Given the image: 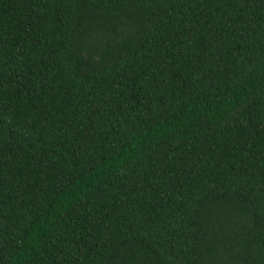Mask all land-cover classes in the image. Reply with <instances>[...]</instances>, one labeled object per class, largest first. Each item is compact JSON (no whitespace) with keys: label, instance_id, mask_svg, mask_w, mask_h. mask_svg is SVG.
Returning a JSON list of instances; mask_svg holds the SVG:
<instances>
[{"label":"trees","instance_id":"16d2710c","mask_svg":"<svg viewBox=\"0 0 264 264\" xmlns=\"http://www.w3.org/2000/svg\"><path fill=\"white\" fill-rule=\"evenodd\" d=\"M0 264H264V0H0Z\"/></svg>","mask_w":264,"mask_h":264}]
</instances>
